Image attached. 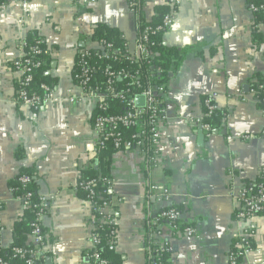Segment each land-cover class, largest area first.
<instances>
[{
    "label": "crops",
    "instance_id": "obj_1",
    "mask_svg": "<svg viewBox=\"0 0 264 264\" xmlns=\"http://www.w3.org/2000/svg\"><path fill=\"white\" fill-rule=\"evenodd\" d=\"M131 1L8 0L0 6V242L12 245L14 226L25 215L13 185L27 174L45 206L40 264H90L91 206L76 188L80 173L97 167L96 101L69 102L80 96L73 69L80 50L96 47L97 25L117 30L131 50L137 17L152 24L155 8L167 7L166 0H134L133 12ZM253 1L180 0L161 35L162 45L180 59L163 82L159 162L126 149L109 158L116 229L111 250L118 264H147L152 244L167 253L166 264H227L245 227L252 231L251 249L239 264H264V215L247 223L236 218L238 190L264 168V106L251 88L257 77L264 79V24L255 23L248 8ZM253 34L261 40L253 43ZM28 36L48 48L44 75L54 81L44 95L48 102L36 109L14 103L19 75L11 64L23 56ZM207 96H214L220 122L208 138L191 123L202 117ZM152 187L166 189L167 196ZM169 208L181 214L180 231L157 221ZM185 228L193 234L186 236Z\"/></svg>",
    "mask_w": 264,
    "mask_h": 264
},
{
    "label": "built area",
    "instance_id": "obj_2",
    "mask_svg": "<svg viewBox=\"0 0 264 264\" xmlns=\"http://www.w3.org/2000/svg\"><path fill=\"white\" fill-rule=\"evenodd\" d=\"M8 1V0H7ZM27 1V0H22ZM94 1V0H91ZM259 4H249L248 8L253 13L264 12V0ZM134 12V0L130 3ZM165 4L168 12L162 17L159 25L143 23L138 17L136 21L137 37L130 50L127 42L122 40V48L116 47L112 42L105 40H94L96 47L93 49H82L79 51L73 69V79L80 91V96L70 98L69 102L78 104L82 99H93L96 101V110L92 122L93 129L98 133L96 149L104 148L110 143L114 151L136 150L147 153L149 161L156 165L159 160V147L161 142L160 126L166 121L165 112L162 107V98L166 92L165 84H158L156 75L161 71L150 72L144 75V68L154 62L157 53L153 50L157 43L150 38L159 33H165L171 26L173 16L180 6V0H166ZM4 4L0 3V6ZM23 56L12 62V68L19 75L17 80V90L14 103L29 109H36L48 102L46 96L39 95L33 90L32 84L34 73L43 67L46 57L49 55L48 48L39 38L33 43L26 41L21 43ZM123 61L125 67H117L116 63ZM144 78V83L141 79ZM262 89V87H259ZM43 94L51 91L48 85H41ZM255 101L264 106V99L256 97ZM143 97L142 107L135 105L137 97ZM214 96L203 98L202 105L204 113L201 118L193 120L191 123L199 126L208 138L211 135L212 126L207 122L218 110L217 104L213 101ZM120 106L121 113L110 114L111 103ZM98 112V114H96ZM122 129H131L132 134L128 137L122 134ZM264 135V131H263ZM244 140H250L251 136H243ZM21 190L25 192L17 196L23 207L30 209L34 213V219L30 225V244L22 248L12 249V258L23 261L24 264H40L44 256L45 234L42 230L41 219L45 214L43 202L36 198L33 191L28 187L32 179L27 174H20L16 178ZM94 180L88 181L80 186L86 192L85 200L91 206V218L93 230L90 235L91 250L87 253V258L91 264H108L101 259L96 252V247L100 242L98 231L101 226H114L113 205L110 197L111 183L108 182L98 197L99 202H95L96 194L91 189ZM78 186V184H77ZM152 193H159L167 196L168 191L159 187H152ZM239 209L236 218L244 223L252 220L258 215H264V168L259 172L257 180L243 185L236 196ZM181 214L175 208L163 210L157 221L165 222L172 231H180L179 219ZM182 232L186 236L193 234L192 229L185 228ZM155 235L158 232L154 231ZM114 242L116 229L113 228L108 234ZM252 231L249 227L242 229L241 233L232 242L227 254V264H239L241 256L251 249ZM3 246L0 242V249ZM163 248H156L153 244L149 248L148 260L150 264H160L154 258L158 257ZM0 264H8L0 259Z\"/></svg>",
    "mask_w": 264,
    "mask_h": 264
},
{
    "label": "trees",
    "instance_id": "obj_3",
    "mask_svg": "<svg viewBox=\"0 0 264 264\" xmlns=\"http://www.w3.org/2000/svg\"><path fill=\"white\" fill-rule=\"evenodd\" d=\"M7 0H0V3L4 4ZM254 4H259L260 0H254ZM168 12V8L166 7H157L155 8L156 17L154 22L152 23L153 26L159 25L161 23L162 17L164 14ZM139 13H137V16ZM255 23L256 24H264V12H259L255 14ZM161 33L152 36L150 38L151 41H155L157 43L156 48L153 50L157 53V56L154 58V62L144 68V75H147L150 72H156L158 70L161 71L160 75H156V82L158 84H162L167 76L168 71L178 62L180 59V54L175 49L168 48L162 45L161 40ZM38 37L36 36H28L25 40L28 44H31L36 40ZM93 38L96 40H105L107 42H112L116 47L122 48V40L120 38V34L117 30L108 28L104 25H97L93 32ZM253 43H256L261 40V36L258 34H253L252 37ZM117 67H125L126 64L123 61H119L116 63ZM51 82H54L49 77L44 75V67L39 68L34 73V79L32 88L42 97L44 96L43 92L40 90L41 85H51ZM141 82L144 83V78L141 79ZM262 87V89H259ZM251 88L256 91V97L264 99V79L257 77L256 81L252 83ZM110 114H118L121 113L120 106L114 102L111 103V109L108 111ZM98 114V112H96ZM211 126L212 129H217L219 125V117L212 116V118L207 121ZM122 134L124 136H129L132 134L131 129H122ZM113 148L110 143H106L104 148L96 149L95 160L97 161V167H89L87 170H84L80 173V178L78 181V186L76 188L78 196L85 199L86 192L80 186L82 183H86L88 181L94 180V184L91 185V189L94 191L96 196L94 197L95 202H99L98 197L101 195L102 191L104 190L106 184L110 182V177L108 176V165H109V158L113 152ZM33 183H31L28 187L29 190L33 191ZM13 189L15 190L16 196H21L25 191L21 190L17 181L13 185ZM99 195V196H98ZM36 196L34 200H36ZM34 219V213L30 209H27L25 212L24 217L21 221L17 222L14 226L13 230V243L9 248H2L0 249V259L6 261L8 264H24L23 261L19 259L12 258V249L16 247H24L23 242L25 235L30 232L31 228L30 225ZM115 228V226H101V229L98 231L100 242L96 247V252L99 254V257L108 264H118V258L115 256L111 250L112 242L110 236L108 235L109 232ZM150 230V229H149ZM152 231V229H151ZM166 255L165 251L160 252L159 256L154 258L156 262L160 264H166ZM90 261V260H89ZM91 264V261H90ZM147 264H150L149 260Z\"/></svg>",
    "mask_w": 264,
    "mask_h": 264
},
{
    "label": "water",
    "instance_id": "obj_4",
    "mask_svg": "<svg viewBox=\"0 0 264 264\" xmlns=\"http://www.w3.org/2000/svg\"><path fill=\"white\" fill-rule=\"evenodd\" d=\"M143 103H144V99H143V97H141V96H139V97H137L136 99H135V105L137 106V107H142L143 106ZM47 259L45 258V261H46Z\"/></svg>",
    "mask_w": 264,
    "mask_h": 264
}]
</instances>
